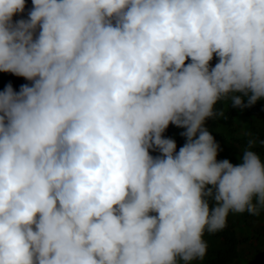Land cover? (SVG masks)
<instances>
[{
    "label": "clouds",
    "instance_id": "obj_1",
    "mask_svg": "<svg viewBox=\"0 0 264 264\" xmlns=\"http://www.w3.org/2000/svg\"><path fill=\"white\" fill-rule=\"evenodd\" d=\"M31 4L0 0V72L31 82L0 91V264H193L264 211L257 141L220 160L206 126L264 99V0Z\"/></svg>",
    "mask_w": 264,
    "mask_h": 264
},
{
    "label": "trees",
    "instance_id": "obj_2",
    "mask_svg": "<svg viewBox=\"0 0 264 264\" xmlns=\"http://www.w3.org/2000/svg\"><path fill=\"white\" fill-rule=\"evenodd\" d=\"M31 6V0H27V8ZM23 15L26 16V12ZM18 18L20 14L15 17ZM216 62L214 58L211 63L214 65ZM9 82L17 91L21 85L31 83L12 73L0 72V91ZM216 107L222 109L225 115L208 119L206 126L221 145L218 159H229L238 164L242 151L252 139L257 141L254 150L264 156V144L260 143L264 141V99L244 110L231 107L230 98L220 101ZM183 131L185 129L170 125L164 135L174 138L179 149L186 142L181 135ZM205 239L208 243L207 254L193 264H264V211L260 215L230 213L226 227L216 233H206Z\"/></svg>",
    "mask_w": 264,
    "mask_h": 264
}]
</instances>
